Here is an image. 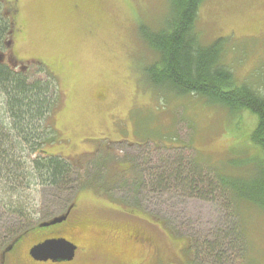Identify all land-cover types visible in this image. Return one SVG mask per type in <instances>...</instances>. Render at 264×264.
Masks as SVG:
<instances>
[{
  "label": "rangeland",
  "instance_id": "1",
  "mask_svg": "<svg viewBox=\"0 0 264 264\" xmlns=\"http://www.w3.org/2000/svg\"><path fill=\"white\" fill-rule=\"evenodd\" d=\"M164 1L2 0L18 17L0 63L15 69L16 61H31L30 76L54 79L58 103L47 130L56 140L46 152L72 166L65 188L32 182L22 192L25 213L37 227L74 203L68 220L81 223L27 235L23 258L26 248L57 235L77 246L67 264H264V208L236 200L228 207L209 171L256 177L252 162L264 158L248 138L256 117L244 113L230 128L224 108L164 88L153 95L144 80L153 60L138 29L164 22ZM195 27L204 44L226 38L235 77L264 95V0H205ZM4 102L0 93V116ZM192 163L200 164V180ZM120 170L116 182L110 174ZM160 172L181 178L158 183ZM82 182L88 188L80 192ZM28 221L0 204V258L10 230Z\"/></svg>",
  "mask_w": 264,
  "mask_h": 264
},
{
  "label": "trees",
  "instance_id": "2",
  "mask_svg": "<svg viewBox=\"0 0 264 264\" xmlns=\"http://www.w3.org/2000/svg\"><path fill=\"white\" fill-rule=\"evenodd\" d=\"M203 1L205 0H166L164 2L168 6V12L163 23L139 26L140 39L144 42L146 52L151 55L148 62L153 60L143 69L144 80L153 95L164 88L163 92H171L176 97L195 96L210 105L224 108L229 115L230 128L244 113L256 117L248 138L250 144L261 149L264 155V95L252 87L249 81L242 82L235 77L227 61L226 38L219 37L210 44L201 42L195 26ZM12 26V22L6 20L0 0V50ZM48 77L49 80L34 79L27 72L15 71L0 63V93L5 100L4 111L0 116V204L10 214L29 220L27 224L12 228L8 235V245L18 239L11 256L19 253L20 260L28 259L26 251V258L20 254L27 235L32 234L36 238L39 236L36 233H42V236L52 234L56 228L58 232L72 223L68 218L53 229L35 227L29 224L32 222L31 213H25L30 205L24 206L23 203L25 198L22 192L28 190L32 182L58 189L71 183V164L60 156L46 152V147L56 140V136H52L47 129H52L48 122L54 112V105L58 103V98L53 97L56 88L54 79ZM253 163L254 171L258 170L253 179L237 174L228 175L220 167L209 166L214 184L221 187L223 195H226L228 207H233L236 200L264 208V158L253 160ZM199 165L192 163L194 169L191 176L194 175L197 180L201 178ZM123 174L120 170L118 173L111 172L110 175H116L114 181L117 182V179L123 178ZM167 175L160 172L153 177L158 183L167 182L170 178H181V174L175 178L173 174ZM83 183L79 187L80 192L88 188ZM188 183L192 188L197 186V181ZM211 187L212 185L209 188ZM71 206L74 208V203L68 208ZM238 222L239 235L242 237L245 227L243 228L242 222ZM54 237L58 236L47 238ZM1 244L0 249L4 247Z\"/></svg>",
  "mask_w": 264,
  "mask_h": 264
},
{
  "label": "water",
  "instance_id": "3",
  "mask_svg": "<svg viewBox=\"0 0 264 264\" xmlns=\"http://www.w3.org/2000/svg\"><path fill=\"white\" fill-rule=\"evenodd\" d=\"M22 70H24V68ZM70 210L71 207L68 208L63 215L55 217L48 222L41 223L39 227L48 228L63 223L66 221ZM17 241L18 239L14 240L6 249L2 250L0 264H4L5 254L11 251ZM76 249L73 243L64 238L46 239L42 243L33 246L29 250V256L33 261L41 263H69L73 261Z\"/></svg>",
  "mask_w": 264,
  "mask_h": 264
},
{
  "label": "flooded vegetation",
  "instance_id": "4",
  "mask_svg": "<svg viewBox=\"0 0 264 264\" xmlns=\"http://www.w3.org/2000/svg\"><path fill=\"white\" fill-rule=\"evenodd\" d=\"M1 2H2V0H1ZM3 5H5L4 3H3ZM76 7V6H75ZM4 15H5V17H6V20L7 21H13V19H15V17L17 18L18 17V15H17V11H16V9H14V10H10V12H8V11H4ZM9 35H11V31L9 32ZM10 44H11V41H8V43H4V46L1 48V50H0V52L1 53H5V52H8V50H9V46H10ZM3 51V52H2ZM5 59V58H4ZM6 62H8V61H6ZM17 62V64H18V66H14V67H16L14 70L15 71H17V69L18 68H20L19 70L20 71H23V72H26V70H28V65L30 64V62L29 61H26V62H23V61H16ZM22 62V63H21ZM2 64H5V62H2ZM5 65H7V66H9V67H11L12 68V65H10V64H5ZM22 65V66H21ZM21 66V67H20ZM23 67L25 68L24 70H22L23 69ZM13 69V68H12ZM39 79H41V78H39ZM73 209L71 208V211H72ZM71 211H70V213H71ZM70 213H69V215H70ZM69 215H68V217H69ZM68 219V218H67ZM43 240H46V239H43ZM43 240L41 241V242H43ZM40 242V243H41ZM36 244H39L38 242L36 243ZM36 244H34V245H36ZM34 245H32V246H34ZM32 246H30V247H28V249L26 250V253H27V257H28V259L32 262V263H39V262H34L31 258H30V256H29V250H30V248L32 247ZM15 248H14V246H13V248L11 249V251L10 252H8V253H6L5 254V258H4V264H26L25 263V260L24 259H22V260H20V255H19V253H17V254H12V256H11V253L13 252V250H14ZM77 252V251H76ZM16 253V252H15ZM11 256V257H10ZM75 256H76V253H75ZM18 258H19V260H18ZM74 261V260H73ZM70 263H72V262H70Z\"/></svg>",
  "mask_w": 264,
  "mask_h": 264
}]
</instances>
